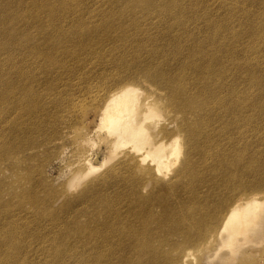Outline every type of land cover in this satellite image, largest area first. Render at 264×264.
I'll use <instances>...</instances> for the list:
<instances>
[{
  "label": "bare ground",
  "instance_id": "6f19581e",
  "mask_svg": "<svg viewBox=\"0 0 264 264\" xmlns=\"http://www.w3.org/2000/svg\"><path fill=\"white\" fill-rule=\"evenodd\" d=\"M94 18L106 27L102 35L90 29ZM0 49V137L10 141L0 163L12 170L22 165L29 136L53 117L51 107L74 106L72 100L46 104L70 81L64 58L86 55L85 63L107 66H92L88 74L90 83L103 86L89 96L101 101L98 138L106 154L100 161L93 152L84 156L79 172L90 180L77 193L61 192L65 198L53 208V196L39 197L33 182L7 194L0 206V264H30L17 239L42 221L49 229L40 240L49 243L42 255L50 264L117 258L124 264L129 255L154 261L171 236L210 246L204 229L217 223L222 245L233 248L238 236L245 241L250 227L260 225L264 201L236 193L264 189V0H0ZM21 64L38 75L23 79ZM53 73L67 81L39 83ZM138 78L157 84L176 112L172 140L154 122L156 108L139 101L129 83ZM179 131L187 158L174 170ZM113 154L126 176L98 178ZM218 167L223 171L216 176ZM246 176L251 181L244 183ZM214 179L223 186L215 192ZM28 209L37 217L20 215ZM53 234L62 242L58 250ZM92 242L90 251H78Z\"/></svg>",
  "mask_w": 264,
  "mask_h": 264
},
{
  "label": "rangeland",
  "instance_id": "374dc122",
  "mask_svg": "<svg viewBox=\"0 0 264 264\" xmlns=\"http://www.w3.org/2000/svg\"><path fill=\"white\" fill-rule=\"evenodd\" d=\"M144 1L145 0H143V2ZM92 21L93 22L90 23V29H100L99 35L106 32V27L94 23L98 21V18H94ZM1 54L4 55L6 53L1 52ZM105 54L109 57V53ZM85 57L86 55L77 58H64L63 69L65 72L70 73V81L63 84L65 93L58 94L55 101L46 103L47 106H52L55 103L65 104L72 100L74 106L66 111L51 107L53 109V117L40 123L39 129L29 136L26 148L23 150L24 156L22 158V165L17 169L12 170L8 168L6 161L0 163V206L2 202L7 199V194L16 191L18 189L17 184L25 181V185L33 182L40 186L38 189L39 197L50 198L52 195L54 199H49V208H53L64 200L65 197L60 194L61 192L77 193L84 187L86 182L90 180L92 175H88V177H86L88 179L82 181V173L79 172V167L82 165L84 156L93 152L98 156V160L100 161L106 154V146L98 138L99 135H103L98 127L101 123V101L93 100L89 96V92L92 91L96 94L103 86H99V83H90L88 81V74L91 72L92 66L96 69L107 66L103 65L105 62L100 63L99 60L95 62H93V60L87 61L85 63ZM24 68V64L19 66L23 79L30 81L38 75L33 65L27 66V69ZM45 81H50L53 84H62L67 80L53 73V75L49 77L41 78L39 83ZM129 83L137 89L139 101H147L156 108L159 115L155 118L154 122L158 124V127H163L166 132H168L167 139L172 140V138L178 134L177 114L167 104L165 92L157 84H152L144 78H138ZM7 125H9L8 120L4 121L3 128ZM63 126H67V129L60 135V133L57 132ZM24 128L27 129V127ZM1 131L2 130H0V132ZM179 135L180 137L178 140L181 143V153L173 165L172 169L174 170L178 169L182 161L187 158L186 145L184 142L185 136H183L184 134H182L181 131H179ZM58 137L61 138L57 140ZM41 143L44 145L38 149H32L33 145ZM8 144H10V141L0 137V157L10 152L7 147ZM15 153L19 155L20 152L19 150H15ZM24 168H28V171L26 172ZM108 171L110 172L109 175H107ZM221 171H223L221 167L214 169V175L218 176ZM125 174L124 169L120 166L117 155L113 154L112 158L107 161L106 165L96 175L98 178H122L126 176ZM171 176L172 173L169 177ZM43 181L45 183H43ZM243 181L247 183L250 182L251 179L246 176ZM221 182L222 181L217 183L214 179V192L217 188H223L220 184ZM41 183H43L42 186L40 185ZM258 188L263 187H254L248 192L245 191L246 193L238 191L236 193L238 194L237 199H244L251 193L250 195L257 194L255 196H259L260 201H264V189ZM100 190L102 192V189ZM252 190L254 192H252ZM26 207H28V205ZM1 214L2 213H0V218ZM20 215L28 216L30 219L37 217L36 212L30 209ZM259 221V226L250 227L251 229L248 231L245 241L242 236H238V242L233 245V248L232 246L229 248L228 246L222 245L223 235L217 234L219 225V223H217L216 228L215 225H212V229L210 227L204 229L205 237L212 235V237L209 238L211 245L208 247L203 244L204 241L202 239L196 240L194 244H190L185 242L182 235H176L171 236L168 241L160 246L159 256L156 260L146 261L143 258L140 259L139 256L129 255L123 262L124 264H264V211L260 214ZM46 224L45 221L40 222L38 225L31 224L28 231H24L20 234V240L16 238L22 251L25 253L24 257L30 264L51 263L50 258L48 259L46 256L42 255V252L49 247V243H40V240L43 239L49 231V229L45 228ZM3 228L10 232V228ZM197 232V230H192L190 235L197 237ZM51 237L58 243L56 249H60L62 242L56 239V234H53ZM92 246H94L93 242L85 246H80L78 251H90ZM106 252L107 251H104V248H102V254ZM187 253H189L188 256H186ZM70 260L73 261L72 259ZM75 263L76 262H74V264ZM118 263H122L119 258L107 264ZM78 264H92V262L80 259Z\"/></svg>",
  "mask_w": 264,
  "mask_h": 264
}]
</instances>
